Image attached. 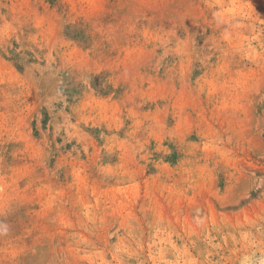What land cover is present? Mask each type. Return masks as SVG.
Instances as JSON below:
<instances>
[{
    "label": "rangeland",
    "instance_id": "rangeland-1",
    "mask_svg": "<svg viewBox=\"0 0 264 264\" xmlns=\"http://www.w3.org/2000/svg\"><path fill=\"white\" fill-rule=\"evenodd\" d=\"M0 264H264V0H0Z\"/></svg>",
    "mask_w": 264,
    "mask_h": 264
}]
</instances>
